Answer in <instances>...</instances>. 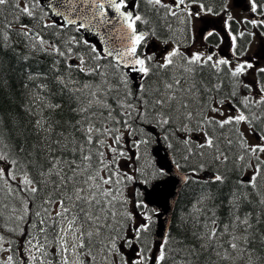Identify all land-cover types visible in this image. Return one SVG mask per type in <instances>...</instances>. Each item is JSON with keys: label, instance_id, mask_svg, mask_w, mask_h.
<instances>
[{"label": "trees", "instance_id": "16d2710c", "mask_svg": "<svg viewBox=\"0 0 264 264\" xmlns=\"http://www.w3.org/2000/svg\"><path fill=\"white\" fill-rule=\"evenodd\" d=\"M17 4H19L18 0H10L8 4L0 5V33L4 34L0 38V45H3L0 46V117L3 118L0 129L3 131L6 144H16L22 140L27 141L29 145L38 143L39 137L35 132L34 122L43 115L48 123L59 122L53 125L52 139L57 138L55 132H65L68 140L64 143H68L69 147L74 144H83L84 152L92 156V161L84 163L90 164L91 168L101 167L98 162L97 150L104 153L103 160L105 163L115 157L112 171L118 173L114 176V180L120 182L114 183L112 188L114 192L119 189V192L117 193V199L109 206L111 212L101 214L103 226L99 235L93 237L91 250L97 253V249L108 245L110 239L118 234L119 229L124 224L121 213L125 212L126 197L131 194L129 190L131 183L123 178H118L123 174L119 160L116 162L118 153L123 151L117 147L120 142L114 143L113 141V137L118 136V129L130 128L133 138L136 139L131 143L136 146V153L139 155L136 161L137 163L146 162L144 166L141 164L139 168H136L137 177L145 179L149 184L164 177L148 175L149 172L156 173L159 169L156 167L151 155V148L155 143L154 135L148 128L142 126L143 122L154 123L158 126L163 140L172 147L178 162L182 166L195 170L201 169V171L208 169L212 174H225L228 177L223 185H218L211 182V179L200 176H195L194 180L189 179L178 198L170 234L181 238V233L178 230L181 217L193 208L197 198L204 190L209 188L217 195L218 215L227 222L228 209L226 205L232 182L237 174L243 176L242 173H239V168L243 167L245 170V162H250L253 158L250 154L245 155V149L242 146V141L245 142V140L238 133L239 128L234 124H224L221 127L219 124L214 123L217 125H214V131L208 129L210 138L213 140V147L208 148L205 146L201 148L198 144L182 136L184 132L183 125L187 121L181 115L185 111L184 109H180L179 112H169V123L162 124L154 119L156 110L151 108L150 105L148 113L143 117L140 115L144 110V105L138 99V97H142L150 102L164 91L166 82L172 83L174 79L184 77L188 81V85L195 83L197 88L195 96L187 94L184 96V100L188 104V110L192 112V119L188 120V125L193 129L197 128L198 119L204 115L206 106L213 100L214 94H211L210 90L218 84V81L208 82L205 73L197 75L196 65L180 64L177 68H170V71L167 72V68L159 67L163 64L162 62L154 60L147 63L150 72L140 85V87H143V91H139L140 87L138 89L134 87L130 72L116 65L110 58L103 56L97 43L87 40L78 27H65L57 21L46 23L47 12L40 5H34L32 7L33 16L28 17L16 8ZM19 7L22 8L20 5ZM138 14L141 17L138 20L139 26L144 27L150 33L162 36L163 39L171 38V31H176L175 27H171L172 22L170 20L167 21L168 25H166V10L162 6L157 7L147 0H140ZM21 25H28L29 28L34 26L45 41L59 48L64 55L54 53L49 44L44 45L47 49L46 52L41 51L38 44L33 49L31 47L32 41L19 34L22 32ZM93 48L95 51H93ZM72 58L76 60L77 64H72ZM56 61L59 62L56 63ZM188 67L193 69L192 73L185 71ZM93 69L95 71H92ZM30 73L41 75L29 79ZM58 78L62 79L67 87H64ZM184 81H181L180 87L186 88L188 85ZM41 84L46 85V88H38V85ZM84 85H89V87H84ZM223 86L222 84L220 88L222 89ZM157 89H160V92H157ZM41 97L46 98L44 104H59L60 108L53 111L42 107ZM222 97L223 95L218 94V98ZM105 105L108 107H105ZM127 105H133L134 107H127ZM81 109H87V111H81ZM165 111L168 112V109ZM109 113L111 114L109 115ZM198 113L201 115H198ZM84 117H89V119H84ZM77 121L83 124L85 128L90 124H94L96 128L110 129L111 131L105 135L94 131L92 133L93 143L88 145L84 142L85 134L83 131H76L69 127V124H77ZM125 121H127V124H125ZM41 135L46 134L41 133ZM97 138L102 140L103 144H97ZM185 140H187V143H185ZM141 141L147 142L143 143ZM45 144H47V141H45ZM108 145H112L116 152H112ZM76 154L79 163L80 154L79 152ZM65 155L67 156V153ZM240 155H245V161L238 163L237 158ZM217 156L220 157L219 160L216 159ZM224 156H227V160H224ZM254 160L256 161L255 157ZM261 167L264 168V165ZM108 171V169H104L101 174H107ZM13 172L16 178H23L19 165H13ZM28 173L30 177L40 179L31 167L28 168ZM48 179L51 180L54 177ZM19 186L20 182L15 179L0 178V236L4 237V240L0 241V261H6L8 256H12V264H22L20 248L25 240V233H31V236L39 239L41 243H44V238L47 237L48 242L45 247L56 244L54 239L55 228L51 226L47 215L42 211L45 220L44 227L46 228L44 233L39 232V220L34 215L38 211L39 203H43V207L49 208L52 215H55L53 214L54 205L44 204V200L49 194H51L52 199H59L52 185L50 183L45 184L43 191L35 194L17 191L20 188ZM37 187H40V185H37ZM259 190H264V181H260ZM24 199L28 200L29 211L24 220H19L18 216L23 215L22 203ZM207 203L210 204L211 202ZM251 207L252 205L244 206L248 210ZM13 209L16 211L13 212ZM117 210H120V215L116 214ZM112 212L115 213L114 216L111 215ZM261 218L264 219V215ZM35 221L38 222L37 228L32 226ZM154 225L155 223L152 221L149 232L154 230ZM260 228H264V224L260 225ZM170 234L167 239H170ZM255 246L259 254L264 256V245H261L257 240ZM172 247H177L175 242H172ZM97 254L94 255L95 258ZM199 259L200 264H210L209 261L204 259L203 255ZM165 264H172V261L167 260ZM228 264H246V258L237 255Z\"/></svg>", "mask_w": 264, "mask_h": 264}, {"label": "snow or ice", "instance_id": "6c2138e0", "mask_svg": "<svg viewBox=\"0 0 264 264\" xmlns=\"http://www.w3.org/2000/svg\"><path fill=\"white\" fill-rule=\"evenodd\" d=\"M10 0H0V5L8 4ZM70 2V0H69ZM154 5H161L162 7L168 8L172 15H176L172 8L176 9L187 8L186 0H173L172 5L162 4V0H149ZM115 7L119 8L120 5L115 4V0H112ZM252 10L256 11L259 7L256 0H251ZM34 5H26L23 8L16 5V8L28 17L33 16L32 7ZM100 7H103L100 5ZM200 9H204L203 4L199 5ZM207 11H211L208 9ZM189 16H200L201 11L189 12ZM141 17L136 16L135 20H140ZM231 19V17H229ZM135 20L132 19L131 13L125 16V21L129 22L128 26L132 28ZM74 23L75 21H69ZM256 23V21H252ZM47 26V25H46ZM83 26V25H82ZM22 32L19 33L24 37L29 38L32 41L31 47L36 48L37 44L40 46L41 51H47L44 45L49 44L45 41L38 32L33 31L28 25H21ZM3 33H0V38L3 37ZM212 35V33H208ZM144 39L142 35H136L133 38V43L127 51H115V55L119 59H124L125 56H134L136 54L137 45ZM235 39V37H233ZM27 43V41H26ZM3 46V45H0ZM54 53L63 56L64 53L54 45H50ZM70 51V49H69ZM93 51L95 49L93 48ZM178 51L173 50L168 53L164 58V63L159 65L161 68H167L173 64L172 57L178 55ZM108 55H113V52H108ZM27 59V57H25ZM152 57H146L145 59L136 58L133 61L134 65H139V68L133 70L139 71L147 76L150 72V68L146 66V60H151ZM212 60V56L209 55L203 60L204 63ZM202 61V56L199 53L193 54L190 59H187L188 65L199 64ZM59 61H56L58 63ZM229 64L228 60L221 59L214 66ZM252 67L251 64H240L234 72L233 76H237L245 71V67ZM71 67V66H70ZM92 71H95L93 69ZM188 73H192L193 69L188 67L185 69ZM260 71L264 72V69ZM41 74H29V79L35 78ZM60 83L64 84L63 80L58 78ZM184 83L188 85V81ZM181 79L176 78L172 83H165L164 91L159 96L152 99L150 102L144 100L142 97L138 99L143 103L144 110L140 113L143 117L148 113L149 105L155 109L154 119L158 123L168 124L169 123V112H179L180 109L185 111L181 113L185 120L192 119V112L188 110V104L184 100V96L196 94V84L192 83L188 87H180ZM89 87V85H84ZM38 88H46V85H38ZM139 91H143L141 86ZM160 92V89L156 90ZM170 93V94H169ZM39 95V94H37ZM94 95V94H93ZM45 97L40 98L42 107L48 110H55L60 108L59 104H44ZM175 102V103H174ZM258 103L261 101H257ZM222 103V101L220 102ZM105 107H108L105 105ZM127 107H134L133 105H127ZM168 109V112L165 110ZM81 111H87V109H81ZM213 112H220L219 107L212 108ZM111 113H109L110 115ZM130 115V114H129ZM198 115H201L198 113ZM222 115V113H221ZM89 119V117H84ZM206 123H217L221 127L224 124L240 123L248 120L243 113L236 116H229L224 120H215V118L203 117ZM3 123V118L0 117V124ZM58 121L48 123L47 120L41 115L40 118L34 122V128L37 136L39 137L38 143L28 144L27 141H21L16 144H6L4 142V134L0 129V178L4 179H15L16 175L13 172V165H19L22 170L23 178L21 183L24 185L22 188H18L17 191L31 192L33 194L43 191L45 184H51L55 193L59 196V199H52L51 194L44 200L46 205H55V215H52V211L49 208L41 206V210L47 215L51 222V226L55 228V242L59 245L60 259L57 264H70L69 256L78 257L85 255L88 257V264H92L94 256L92 255V241L94 236H98L100 229L103 226L101 214L104 212H111L109 206L113 204V201L117 199V193L112 188L115 181L114 176L118 173L112 171L114 167V160L105 163L103 160L104 153L97 150L98 162L101 165L100 168H91L90 164H85L86 161H91V154L84 152L83 144L73 145L69 147L68 143L64 141L68 140V136L65 132H55L56 139H52L53 125L58 124ZM127 124V121H125ZM79 125V127H77ZM69 127L76 131L84 132V142L88 145L93 143L92 133L95 131L101 135H105L110 132V129L96 128L94 124H90L85 128L83 124L77 121V124H69ZM254 134L260 140V143L255 145L246 144L242 141V146L245 149V155L250 154L255 157L256 164L252 165L250 162H245L247 167L252 168L251 175L244 178L242 175L237 174L235 180L232 182V186L229 190L227 199V216L225 220H222L220 215L217 213L218 205L216 204L217 195L212 191L211 188L204 190L201 195L197 198L193 204V208L189 210L185 216L181 217L178 223V230L181 233V238H177L170 234V239H164L158 248V255L156 256V264H165L167 260H171L172 264H200L201 255L204 256L206 261L210 264H228L229 261L234 260L237 255L246 258V264H264V256H261L256 248V241L258 240L261 245H264V228H260V225L264 224V190L260 189V181H264V159H261L260 154L264 153V135H261L259 131L253 129ZM45 133L46 135H41ZM120 137L114 136V143H119ZM47 141V144H45ZM146 143L147 141H141ZM71 143V141H69ZM97 144H103L102 140L97 138ZM187 143V140H185ZM201 148L207 146L208 148L213 147V140L207 137L204 144L199 145ZM112 152H116V149L112 145H108ZM79 152V160L75 154ZM67 153V156L65 155ZM124 155V153H120ZM202 155V153H201ZM245 155H240L237 158V162L245 161ZM216 159H220L219 156ZM224 160H227V156H224ZM34 171L35 175L40 179H35L29 176L28 168ZM203 167V165H201ZM104 169H108V173L102 175ZM244 168H239V173H243ZM85 173H87L85 175ZM196 170L193 169V175L186 176L185 180L193 179L195 177ZM149 176L155 175L162 177L165 175L163 169L157 170L156 173H148ZM54 177L49 180L48 178ZM123 179L131 180L133 177L127 174L123 175ZM207 179V178H205ZM228 177L225 174L214 173L211 178V182L223 185ZM195 182V181H194ZM40 185V187H37ZM107 186V187H106ZM250 189V191H249ZM139 191V190H138ZM143 193H140L142 196ZM251 197V199H249ZM207 202H211L210 204ZM245 205H252L251 209L244 208ZM258 206V207H257ZM138 207H146L144 202L140 200ZM243 209V210H242ZM16 210L13 209V212ZM23 215H19V220H24L28 214V200L24 199L22 203ZM255 214V215H254ZM35 216L40 217L41 212L36 211ZM115 215L114 212L111 213ZM105 219H107L105 217ZM39 232H46L44 227L45 220L41 218L39 220ZM36 227L35 224L32 225ZM151 228V217L145 216L144 222L140 224L136 231L137 233L145 232L148 233ZM95 229V231H93ZM13 231H15L13 229ZM4 237L0 236V241H3ZM36 241L33 243V241ZM47 237L44 238V243H41L36 237H32L29 233V238L26 239V245L28 250L35 249L41 254V257H47L48 252L46 250ZM172 242H175L177 247H172ZM130 243V241H126ZM109 253L117 250L116 239L111 238L109 244L105 246ZM6 250V249H4ZM83 250V252H81ZM140 258L134 260L133 264H144L146 254H140L139 249L137 250ZM174 253V255H173ZM179 258V259H177ZM30 259L35 262L39 257L33 255ZM107 260V256L104 257ZM13 257L8 256L6 261H0V264H12ZM43 264V262H42ZM71 264H77L76 260L71 261ZM82 264V262H81ZM118 264V262H117Z\"/></svg>", "mask_w": 264, "mask_h": 264}, {"label": "water", "instance_id": "95a60500", "mask_svg": "<svg viewBox=\"0 0 264 264\" xmlns=\"http://www.w3.org/2000/svg\"><path fill=\"white\" fill-rule=\"evenodd\" d=\"M43 2L52 11L53 17L64 19L65 25L80 24L87 36L97 38L103 45L104 52L106 54L110 51L113 52V55L109 56L121 65L139 68V65L133 64L137 58L136 54L125 56L122 60L115 55L117 50L127 51L133 43L134 36L142 35L144 37L143 33L133 32L132 28L128 26L129 22L125 21V16L129 13L133 15V12H124L119 0H115V4L120 5L119 8L113 5L112 0H70V2L69 0H43ZM154 154L158 158V166L166 169L169 174L165 179L155 182L151 189L146 190L145 194L147 202L154 209L159 210L156 239L162 240L170 229L176 202L186 182L187 173L179 170L168 149L160 141L154 150Z\"/></svg>", "mask_w": 264, "mask_h": 264}, {"label": "rangeland", "instance_id": "374dc122", "mask_svg": "<svg viewBox=\"0 0 264 264\" xmlns=\"http://www.w3.org/2000/svg\"><path fill=\"white\" fill-rule=\"evenodd\" d=\"M171 0H162V3H167L169 4ZM246 2H251V0H243V4H246ZM186 4L188 5L187 8H184L182 6V11H184L185 13H187L188 19L191 22V51L187 53V50H185V52L188 55V58L190 59L193 54L199 53L202 56V60L206 59L209 55H208V49L205 48L202 45V41L199 39V28L203 26V23H201L198 20L197 16H189V7H196L195 10H193V12L195 11H201L202 14H205L209 17V19H212V24L214 27H217L220 24L226 23L229 20V17H234L236 19H238L239 21L243 22V20L246 17V13L243 9H239L241 7H237L232 0H226V2L224 3V7H223V12L222 13H216V14H212L209 11H206L204 9H200L199 5H196V2L193 4V0H186ZM130 6H134V4L130 3ZM172 5V4H169ZM243 7V6H242ZM175 7L172 8V11L174 10ZM169 44V42L167 43ZM169 48V46L167 47V49ZM260 48V42L258 37H256L255 34H252L251 39L249 40V42L247 43V45L245 46V55H243L242 57H240L239 62L236 61H229V64H227L228 67H233V69L235 70L236 67H238L240 64H249L247 58L248 57H255L256 59H259V57L255 56V53L258 52V49ZM241 50H244L241 48ZM223 58L221 57H215L212 56V61H214L215 63H217L219 60H221ZM237 60V61H238ZM260 65L261 67H264V63H263V59L261 58L260 60ZM236 62V63H235ZM223 65V64H221ZM219 65V66H221ZM249 67H245V71L241 74H239L240 77L245 76L246 74H248L249 72ZM254 72V71H253ZM256 73V70H255ZM236 99H240L242 103H244L246 105V109L247 111L253 113L259 120V128L261 131H264V117L261 116V113L258 111L257 106L261 103L264 102V88H257V89H253L252 91L249 90L247 87H245V89L243 91H238V93L236 94ZM257 101H261V102H257ZM215 107H219L220 112H213L211 111L212 108ZM264 107V104H263ZM222 113V115H221ZM229 116H236L234 114H232L229 109L225 106L222 105V103L218 102V99H216L212 105L211 108L207 114L208 118H215L216 120H224L226 118H228ZM240 128L243 132V134L245 135L246 138H248L249 140V144L250 145H255L257 144L256 141H254L252 134L250 132V128L247 124L246 121L244 122H240ZM197 134L201 137H203V130L197 131V132H192V135ZM128 150V148H127ZM261 158L264 159V153L260 154ZM122 163H124V168L125 171H128L130 165H132V162H129L128 160H122ZM252 165H255L253 162L251 163ZM251 168V167H250ZM252 169V168H251ZM132 175V173H131ZM130 206L128 207V210H130ZM131 220L135 223L136 226L142 224L144 222V218L145 216H149L146 209H141L139 208L137 213H133L132 211L129 213ZM158 246L156 247V251L158 253ZM81 252H83V250H81ZM57 253H58V259H60V250H59V245L57 246ZM152 255V254H150ZM111 258L115 259L114 260V264H119V260L117 258V256L115 255V252H111L110 253ZM87 256H78V257H72L69 256V260H70V264L71 261L76 260L77 264H88L87 261Z\"/></svg>", "mask_w": 264, "mask_h": 264}, {"label": "flooded vegetation", "instance_id": "af4514ba", "mask_svg": "<svg viewBox=\"0 0 264 264\" xmlns=\"http://www.w3.org/2000/svg\"><path fill=\"white\" fill-rule=\"evenodd\" d=\"M138 0H125V4L127 7H130V3L136 4ZM257 5L259 6L256 11L252 10L251 2H246V5L241 9H244L247 14L243 22L238 19L231 17L229 19L228 24H220L217 27L221 29V32L215 30L211 20L201 15L199 17L200 21L206 27L205 32L202 34L201 39L202 43L208 49L210 55L217 56L220 55L224 59L228 60H238L239 59V47L246 46L249 40L251 39L252 34H261V31H264V0H256ZM248 4V5H247ZM252 21H256V23H252ZM208 33H212V35H208ZM235 37V39H233ZM264 52L260 56L263 58ZM249 58V57H248ZM256 63H259L257 61ZM229 105V104H228ZM232 106H239V104L234 100ZM43 203L38 204V211L41 212V216L38 218L44 219V215L41 210V206ZM34 224L37 228L38 222L35 221ZM58 245V243H57ZM122 252L126 254V262L128 264H133L134 260H138L140 256L136 251L130 250L126 251V249H122ZM52 256V257H51ZM59 259L56 255H50L45 257H41L40 264H57ZM101 264V261H99ZM151 264H155V260H151Z\"/></svg>", "mask_w": 264, "mask_h": 264}, {"label": "bare ground", "instance_id": "6f19581e", "mask_svg": "<svg viewBox=\"0 0 264 264\" xmlns=\"http://www.w3.org/2000/svg\"><path fill=\"white\" fill-rule=\"evenodd\" d=\"M101 105V104H100ZM100 114V113H99ZM101 119V118H100ZM78 135V134H77ZM94 154V153H93ZM77 155V154H76ZM77 157V156H76ZM78 158V157H77ZM92 161V160H91ZM92 163V162H91ZM204 190V189H203ZM20 193V192H19ZM40 195V194H39ZM41 204V203H40ZM192 207V206H191ZM105 213V212H104ZM39 218V217H38ZM38 226V225H37ZM52 257V256H51ZM51 264V262H50Z\"/></svg>", "mask_w": 264, "mask_h": 264}]
</instances>
